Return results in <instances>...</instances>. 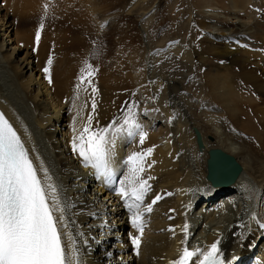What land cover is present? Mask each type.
Here are the masks:
<instances>
[{"label":"bare ground","instance_id":"6f19581e","mask_svg":"<svg viewBox=\"0 0 264 264\" xmlns=\"http://www.w3.org/2000/svg\"><path fill=\"white\" fill-rule=\"evenodd\" d=\"M0 2L1 11L4 9L3 0ZM225 2H229V7ZM253 2L196 0L197 8L213 6V10H220L208 16L221 26L213 30L214 34L206 36L218 44L208 42L199 51L200 55L212 53L217 56L208 59L201 56L196 63L199 72L204 69L201 74L205 78L207 93L203 98L191 96L183 89L176 93V89L182 88V80L192 78L190 71L184 74L182 80L160 77L174 117L170 132L155 148L143 146L138 135L117 136L111 156L114 175L112 182L108 183L95 169L86 166L79 152L73 150V138L80 135L82 128L71 123L68 115L65 117L67 105L61 101L65 85L73 73L71 59L79 58H71L68 54L62 62L60 60L52 68L47 67V72L41 71L39 67L45 64L35 65L36 55L26 45L28 42L32 44L31 32L27 34L21 30L27 22V17H22L28 10L27 0H9V9L19 16L21 24L15 28V40L12 37L14 28L6 21L7 17L0 15V108L29 153L41 182L44 185L51 182L56 186L64 207L63 224L67 225L58 224V227L66 253L71 256L74 247L79 264H170L178 259L182 248L207 250L216 241L220 242L218 247L225 264H245L251 258L255 264H264V52L257 51L255 55L259 59L255 66L261 68L260 73L259 69L254 70V66L250 70L246 67L241 69L242 80L255 85L260 91L261 101L243 100L236 90L235 76L230 77L229 69L235 62H239L240 66L243 64L241 56L244 52L236 53L233 61L231 54L245 47L237 45L232 51L229 50L230 44L224 45L219 41L228 32L233 35L249 30L250 34L262 40L259 45L264 46V17L253 20L254 30L239 17ZM9 9L6 8L8 18ZM94 10L89 7L90 15ZM58 20L60 18L52 22V27L56 28L54 32L51 35L45 33L38 46L39 53L45 54L44 61L49 56L41 52L45 46L51 48L54 45L50 43L59 35L60 27H64L63 22ZM202 21L212 31L214 27L210 26V21ZM89 22H94L92 15L85 24ZM49 25L51 23L45 27ZM19 34L20 39L17 38ZM72 37L79 40L77 36ZM56 41L59 45L64 44ZM209 45L213 46L208 48ZM135 55L133 53V57ZM227 63L231 65L227 66ZM131 69L128 63V74L120 73L118 77L124 82L131 79ZM103 81L109 85V76L105 75ZM70 82L67 83L68 88ZM139 86L140 81H137L133 89L134 108L138 107L140 97L150 102ZM103 92H100L104 94L103 104L109 105V90L104 88ZM82 94L83 86H80L75 95ZM78 101L76 98L75 102ZM200 104L205 106L206 111L199 108ZM245 108H251L252 114L247 113ZM156 121L159 118L149 114L146 124L152 127ZM49 126H52V131L47 130ZM194 129L201 134V148L196 143ZM127 141L135 144L134 151L129 154L125 150ZM211 148H219L231 155L241 167L239 175L227 186L213 187L206 180V159ZM148 149L152 152L144 155L145 171L142 176L148 185L153 184L154 193L148 191L141 205L142 209L150 204L152 206L151 212L143 213L141 234L133 227L131 213L118 189L126 170L128 174L129 164L123 161L124 152L128 161L133 153L145 154ZM122 171L124 174L118 179ZM45 173L51 177L50 181ZM157 196L161 199L152 204ZM137 236L140 237L138 250L132 243V238Z\"/></svg>","mask_w":264,"mask_h":264},{"label":"rangeland","instance_id":"374dc122","mask_svg":"<svg viewBox=\"0 0 264 264\" xmlns=\"http://www.w3.org/2000/svg\"><path fill=\"white\" fill-rule=\"evenodd\" d=\"M253 1L254 5L251 4L252 6H249L250 8L244 13L239 14V17L243 22L249 24V28L254 30L253 20L258 21L264 17V0ZM8 2L9 0H3L4 9L0 11V15L2 18L7 17L6 21L14 28L12 37L16 40L14 31L21 24L20 18L9 9L10 4ZM1 4L2 2H0ZM27 4L28 10H25L22 15L23 18L27 17V22L21 30H25L27 34L31 32L32 44L28 42L26 45L36 55L35 65L37 63L39 65L45 64L46 66L39 67L44 72L47 67L52 68L60 60L62 62L66 57L68 58V54L71 55V58L75 56L79 58L78 60L76 58L71 59L73 73L68 80V82L71 80V84L68 88V82L66 83V90L61 95V101L63 100L67 105L65 117L68 115L71 123L80 126L82 131L85 127L91 131H99L113 124L114 121L118 125L131 108L137 122L147 133L143 146L155 148L164 136H168L174 119L173 116V118L168 117L170 112L168 95L167 91L160 86L163 81L160 77L182 80L184 74L190 71L192 78L188 81L182 80V88L176 89V93L183 89V92L187 90L191 96L205 97L207 88L205 78L201 74L204 72L201 70L204 69L201 68L199 72L196 63L201 56H204V59L217 56V54L212 53L200 55L199 51L202 47H206L208 42L218 44L215 42L216 40L207 39L206 36L221 26V23H216L215 19L208 16L211 13H219V9L217 12V10L212 9L215 8L213 6L197 8L196 0H27ZM225 5L229 7L230 4L225 2ZM7 7L10 13L9 18L8 12H6ZM89 7L95 9L91 14L94 22L85 24V21L91 16ZM4 10L7 14L4 13ZM222 10L224 11L223 8ZM259 10L261 11L259 12ZM199 12L207 14L204 16ZM52 15L53 18H51ZM49 18L51 21H47ZM56 18H60L64 27H60V31L57 33L59 35L50 43L54 45H51V48L45 46L41 52L48 53L49 57L44 61L45 54L39 53L38 46L45 33L52 34L56 29L52 27V22ZM202 20L210 21V26L214 27L211 28L212 31L205 26ZM48 23L51 25L46 28ZM262 26L264 27V25ZM208 30L209 32H207ZM37 32L40 33L38 43L36 40ZM249 32L251 31H243V33L240 32L241 34L233 33L234 36L228 32L224 34L226 39L223 37L224 39L219 41L223 42L224 45L230 44L229 50L232 51L235 50L234 47H247L246 49L241 47V50L232 52V61L236 53L244 52L241 56L243 64L240 66L239 62H235L230 67L229 73L230 77L235 76L236 86L239 90L235 89L239 96L243 97V100L250 101L251 98V101L259 102L261 101L259 99L260 91L251 82H244L241 76V69L245 67L250 70L254 66V70L259 69L258 73L261 72V68L256 67L259 62L258 56L255 57L257 51L260 50L255 46L261 44L262 40ZM235 35L238 39L243 38L242 42L244 43L233 42L231 38L236 37ZM244 35L247 36L244 37ZM72 36H77L79 40ZM17 38H21L20 34L17 35ZM56 40L64 42V44L59 45ZM168 43H172V45L168 46ZM245 43H248L252 49ZM211 46L213 45H209L208 48ZM182 50L183 52L187 51V54H183ZM75 51H79V53L75 54ZM133 53L136 54L135 57H133ZM52 56L53 58H51ZM128 63L132 66L131 73L134 76L130 74L131 79L124 82L118 76L120 73L128 74ZM230 65L227 63V66ZM43 67L46 68L42 69ZM84 68H86L85 73L82 70ZM88 72H91L92 75L89 76ZM84 74H87L85 77L87 79L93 76L89 80L92 81V85L86 86L88 85L87 82L82 79ZM105 75L109 76V85L103 81ZM262 75L264 77V73ZM48 78L51 79L50 76ZM152 79H157V82L153 83ZM137 81H140L139 89L143 91L142 94L150 102L140 97L138 107L134 108L133 89L137 85ZM80 86H83V94L77 96L75 91ZM104 88L109 90V105L103 104L104 94H100V92L104 93ZM153 93L158 94L156 101L152 98ZM76 98L79 99L77 103L75 102ZM93 103L95 104L94 110ZM243 105L250 106L245 103ZM199 106H201L200 109H204L202 111H206L205 106L203 107L201 104ZM157 108H160L164 115L157 112ZM245 110L252 114L251 108H245ZM149 114L159 118V121H156L158 123L155 122L154 127L152 126L153 131L151 130L152 127L146 124ZM166 119L170 122L169 124L166 123ZM150 124L152 125L151 122ZM51 127H47V130L52 131ZM53 134L58 137V134ZM130 143L126 148L128 154L135 149L133 141ZM121 173L124 174V171ZM125 175H127V170ZM149 186V191L153 194L154 186L153 184ZM200 202L202 203V201ZM71 207L73 206L71 205Z\"/></svg>","mask_w":264,"mask_h":264},{"label":"snow or ice","instance_id":"6c2138e0","mask_svg":"<svg viewBox=\"0 0 264 264\" xmlns=\"http://www.w3.org/2000/svg\"><path fill=\"white\" fill-rule=\"evenodd\" d=\"M39 39L40 33L37 32V43ZM88 75L92 73L88 72ZM123 134L129 137L138 135L141 144L147 136L131 108L118 125L114 121L99 131L85 127L78 137L74 136L73 150L79 152L86 166H91L98 175L111 183L114 175L111 166L112 148L116 137ZM151 152L152 149H148L145 154L133 153L128 157V174L120 181L118 189L131 213L133 227L141 234L143 213L152 211L151 204L141 208L150 190L147 180L142 176L145 171L144 155H150ZM45 175L50 181L51 177H47V173ZM159 199L161 197L157 196L152 204ZM63 213L64 207L56 186L51 182L47 185L41 182L38 170L20 137L0 113V264H79L76 249L72 247L71 256L65 250L58 227V224L67 227L63 224ZM184 230L187 232V225ZM132 243L138 250L140 237H133ZM219 243H212L207 250L199 247L189 250L184 247L180 250L179 258L170 264H224Z\"/></svg>","mask_w":264,"mask_h":264},{"label":"water","instance_id":"95a60500","mask_svg":"<svg viewBox=\"0 0 264 264\" xmlns=\"http://www.w3.org/2000/svg\"><path fill=\"white\" fill-rule=\"evenodd\" d=\"M195 133L197 144L201 148L203 147L201 136L197 130H195ZM208 153V177L214 184L232 183L241 171V167L236 160L219 148H212Z\"/></svg>","mask_w":264,"mask_h":264}]
</instances>
